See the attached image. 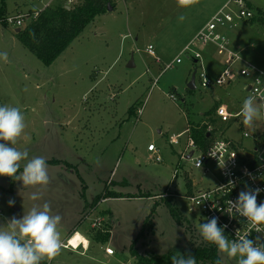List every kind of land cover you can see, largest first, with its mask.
<instances>
[{"label":"rangeland","instance_id":"obj_1","mask_svg":"<svg viewBox=\"0 0 264 264\" xmlns=\"http://www.w3.org/2000/svg\"><path fill=\"white\" fill-rule=\"evenodd\" d=\"M117 2L112 10L97 16L50 66L24 47L14 24L7 22L4 27L0 18V106L19 108L26 124L15 147L27 150L28 159L42 156L46 161H61L47 163L51 182L42 199L36 201L30 195L40 189L27 188L22 180L0 176V227L7 229L13 217L22 219L34 205L42 208L48 201L52 213L62 217L58 225L62 240L77 225L66 240L78 231L90 242L88 251L63 247L51 262L45 259L40 264H136L131 253L134 241V249L142 254L189 250L205 244L199 225L208 221L192 213L183 196L190 193L188 179L194 180L196 191L215 186L220 176L214 166L211 173L205 174L180 157L187 134L181 135L175 144L171 138L180 134L188 122L202 121L203 114L216 109L218 103L235 113L251 96L235 83L231 87L202 89L199 74L196 89L189 90L194 67L186 53L181 55L183 63H175L162 73L157 85L153 86V80L162 72L159 66L152 81L145 75V88L142 84L129 86L134 76L146 69L140 55L147 64H154L153 57L145 52L148 44L156 45L162 51H159L162 60L170 63L192 28L211 18L212 7L206 6L204 13L199 10L192 20L187 15L196 5L186 10L178 6L177 0ZM250 2L261 12V20L253 24L250 20L240 21L244 27L237 25L239 28L225 34L234 44L238 41L244 47L242 56L264 69V0ZM55 3V0H6L3 17L33 14ZM80 3L71 0L66 6L72 8ZM1 5L0 0V8ZM181 15L185 16L183 21L179 19ZM132 48L137 67L130 71L126 62ZM238 66L232 69L237 71ZM174 92L178 101L169 97ZM134 97H140L135 105L137 115L124 120ZM116 101L117 116L112 117L111 113H116L114 106L113 111H105L103 107L106 103L111 107ZM254 103L261 113L254 126H242V115L225 127L220 138L234 139L246 149L253 148L254 132L264 128L261 103L259 100ZM245 131L251 134L250 138L244 137ZM150 143L160 149L161 162L148 151ZM22 171L23 166L18 174ZM168 190L175 195L169 197L173 206L186 218L182 226L164 203L163 196ZM106 191L131 197L112 198L94 208L89 206ZM10 199L15 201L12 206L8 203ZM151 215L152 225H147ZM98 219L100 226H94ZM98 233H110V240L96 241ZM109 247L114 254L106 253ZM222 264H237V258H224Z\"/></svg>","mask_w":264,"mask_h":264},{"label":"built area","instance_id":"obj_2","mask_svg":"<svg viewBox=\"0 0 264 264\" xmlns=\"http://www.w3.org/2000/svg\"><path fill=\"white\" fill-rule=\"evenodd\" d=\"M42 11L40 10L33 14H18L15 17L9 16L6 21L21 29L27 20L36 19ZM256 15L257 10L253 8L250 0H229L197 32L193 41L185 48L183 54L186 53L190 59H196L198 64L201 63L202 55L194 47L199 45L215 44L220 48L219 51L226 55L227 67L216 78H210L203 70H198L199 85L202 89L226 85L240 76L250 77L252 80L247 90L255 100H259L264 106V71L248 62L246 67L239 71L233 70L234 64L243 62L244 59L238 52L229 49L228 38L225 34L226 30L237 25L238 22L250 20ZM147 52L156 62L160 63L162 61L156 54L153 45L147 47ZM181 55L173 62L166 64L165 69L173 67L175 63H181ZM170 98L174 101L178 100L175 93H171ZM216 113L223 122H228L233 117L240 116L242 111L233 115L225 106H220L217 108ZM248 136L249 134L245 135V137ZM148 150L156 155L155 159L157 162L162 161L160 152L155 144H150ZM191 151H193V154H191ZM182 158L191 161L195 168L201 169L205 174L211 173L212 166H214L220 176L215 186L196 190L183 196V199L188 202L192 213L200 214L208 222L213 218H217L218 227L224 228V234L230 241L237 240L240 236L255 240L257 235H262L256 233L248 221L244 217L239 216L238 213H235V210H233V214H229L228 202L229 200L236 202L239 198V193L241 191L247 192L249 188L253 191L257 188L264 189V148L257 155L248 156L247 152L234 141L227 138H217L206 150H200L195 140L190 137L187 150L182 154ZM199 160L200 166H197V161ZM246 171L251 173L255 180L251 179L246 174ZM175 172L174 177H176L178 171L176 170ZM172 195L175 196L172 193H166L163 197ZM257 202L258 204L264 203V191L258 195ZM93 225L100 226V220L98 219ZM77 233L79 232L72 234L67 239V242L70 243ZM63 245V247L68 246V243ZM77 247H75L76 250L80 247L85 248V243L79 240ZM105 251L107 254H114V250L110 247L106 248Z\"/></svg>","mask_w":264,"mask_h":264},{"label":"clouds","instance_id":"obj_3","mask_svg":"<svg viewBox=\"0 0 264 264\" xmlns=\"http://www.w3.org/2000/svg\"><path fill=\"white\" fill-rule=\"evenodd\" d=\"M181 8H191L200 3V0H177ZM181 21L185 16L179 17ZM253 96L243 102L242 115L246 128H252L260 118V109L254 103ZM26 124L24 116L17 107L0 106V176L11 178L14 181H23V185L33 191L30 199H42L43 191L50 184L47 161L42 156L28 159L27 150H19L17 145L22 138ZM248 133L246 132L245 135ZM11 145V146H9ZM26 161V163L22 162ZM23 166L22 173L20 172ZM200 166V160L197 161ZM253 180L255 177L246 171ZM247 187V185H246ZM264 189L241 191L236 202L229 200V214L238 213L244 217L257 235L255 240L240 236L237 240H229L224 234V228L218 227L217 218L208 223L199 225V232L204 241L214 244L220 254L215 264H222L224 258H237V264H264V203L257 202V197ZM9 206L14 205L13 199ZM62 217L53 214L51 204L43 203L42 208L33 206L22 219L13 217L7 229L0 227V264H40L47 259L51 262L61 252L63 241L58 230ZM187 258H180L177 252L172 257V264H196V258L187 253Z\"/></svg>","mask_w":264,"mask_h":264},{"label":"trees","instance_id":"obj_4","mask_svg":"<svg viewBox=\"0 0 264 264\" xmlns=\"http://www.w3.org/2000/svg\"><path fill=\"white\" fill-rule=\"evenodd\" d=\"M53 6L45 8L36 19L23 26L17 32L19 41L37 56L46 66L52 65L57 58L71 45V43L85 30V28L95 21L96 17L103 15L108 11V5L115 7V0H80L81 3L72 8H68L66 3L71 0H55ZM0 18L4 27H7L6 18L3 17L6 12V0H1ZM257 11V15L250 19V22L261 20L259 18L261 12ZM31 14V13H29ZM133 107L129 109V113L133 112ZM214 110H210L208 114L212 115ZM213 133L208 131V125L193 127L192 137L200 150H206L212 143ZM61 161L52 159L47 161L48 164H56ZM126 198L131 197L114 191H106L104 194L98 195L89 206L96 207L105 198ZM141 197H144L143 195ZM164 203L169 206L171 215L176 223L182 226L186 218L180 210L173 206L169 197L164 199ZM153 215V213H152ZM152 215L147 219L146 224L152 225ZM96 241L107 243L110 240V233L96 235ZM135 242L132 244V255L136 258V264H172V257L177 253H181L180 258H187V253H191L196 258V264H215L218 259L219 252L214 244H200L193 246L189 250L173 249L163 254L139 253L134 249Z\"/></svg>","mask_w":264,"mask_h":264},{"label":"crops","instance_id":"obj_5","mask_svg":"<svg viewBox=\"0 0 264 264\" xmlns=\"http://www.w3.org/2000/svg\"><path fill=\"white\" fill-rule=\"evenodd\" d=\"M118 0H116L115 1V4H116V6H117V2ZM229 0H214V2H211V0H204L203 2H201V6L199 5V4H197L196 5V7L197 8H194V10H193V12L192 13H190V12H188V18H191L192 20L193 19H195L196 17H197V13H198V11L199 10H201L202 12L201 13H204V10L206 9V6H209L210 5V7H212L211 8V13L209 14L210 15V17H212L226 2H228ZM112 9H113V7H112ZM189 9V8H188ZM187 10V9H186ZM106 14V13H105ZM210 20V19H209ZM209 20H207V21H201L200 23H198L197 24V26H194V28H192V31H191V34L186 38V39H184V41L182 42V44L180 45V50H179V53H177L175 56H174V58L171 60V62H173L177 57H179L181 54H183V51L185 50V48L187 47V46H189L190 45V43L193 41V39H194V37L196 36V34H197V32L204 26V25H206V23L209 21ZM237 25H239V27H244V24L242 25V23L241 22H238L237 23ZM237 25H234V26H232L231 28H229L228 30H231L232 29V31L233 30H236V28L238 27ZM242 25V26H241ZM235 27V28H234ZM238 27V28H239ZM16 30H18V28L16 29ZM227 31V30H226ZM225 31V32H226ZM241 31H242V29H241ZM18 32V31H17ZM231 32V31H230ZM226 36H227V38H228V47H229V49H231L232 51H234V52H238L241 56H242V51H244V47H240V45L239 44H237V42H235V44H234V42H232L231 41V39H230V37L228 36V34H226ZM239 43V42H238ZM149 45H153L154 46V50H155V52H156V54L161 58V59H163L162 58V56L160 55V52H162L161 50H157V46L156 45H154L153 43H150V44H148V46ZM147 46V47H148ZM147 47H146V49H145V52L147 53V54H149L148 52H147ZM231 47V48H230ZM240 47V48H239ZM194 49L196 50V51H198V52H200L201 53V55H202V60H201V63H199L198 64V62H197V60L196 59H191L192 60V63H193V67H194V71H196V79H197V75H198V70H203L206 74H207V76L208 77H210V78H216L218 75H220L221 73H222V71L227 67V63H226V55H224L223 53H221L220 51H219V47L217 46V45H215V44H208V45H205V46H203V45H199V46H197V47H194ZM137 52L139 51L138 49L136 50ZM138 53H141V52H138ZM135 51L133 50V48H132V52H131V57L129 58V60L126 62V67L128 68L127 70H130V71H132L133 69H135L136 67H137V61H136V58H135ZM150 55V54H149ZM151 56V55H150ZM140 57H141V60H143V62H144V64H145V71H143L142 73H140L139 75H135L134 76V78L130 81V83H129V86H132V85H136V84H142V86H144V88H145V86L147 85L146 84V81L145 82H143V80H144V78H145V75H148V76H150L149 78H150V81H152L153 80V78L155 77V69H156V67H158L159 66V68H161L162 69V72L160 71L159 72V75H158V77H156V78H154V80H153V86H155V85H157V83L159 82V78L161 77V75H162V73H164L166 70H168V69H165V65H166V63L162 60L160 63H158V62H156V60H154V58H153V63L154 64H147V62L145 61V59H143V56L142 55H140ZM152 57V56H151ZM243 57V59H244V61L243 62H237V63H235L234 64V66H237V65H239L238 66V68H237V71H239L240 69H242V68H244V67H246V64H247V62L248 63H251L253 66H255V67H258V66H256L253 62H251V61H249V59L247 58V57H245L244 55L242 56ZM169 58V57H168ZM171 58V57H170ZM224 58V59H223ZM170 62V63H171ZM200 62V61H199ZM169 63V62H168ZM167 63V64H168ZM181 63H183V60H182V62ZM181 63H179V64H181ZM226 66V67H225ZM259 68V67H258ZM235 69V68H234ZM259 69H261V68H259ZM263 71H264V69H262ZM193 71V72H194ZM193 74V73H192ZM192 78V77H191ZM251 78L250 77H243V76H240V77H238L235 81H232L231 83H228V84H226V85H223V86H215V87H224V86H228V85H230L229 87H231V86H233L232 84L233 83H235L236 85H239L240 87L242 86V88L243 89H245V91H248L247 90V87L249 86V83L251 82ZM189 84V83H188ZM195 85H196V80H195ZM197 87V86H196ZM189 88V87H188ZM196 89V88H195ZM208 89H211V90H213L214 89V87H212V88H208ZM189 90H194V89H190L189 88ZM109 93H111V92H109ZM175 93V92H174ZM176 94V93H175ZM177 95V97H178V94H176ZM169 97H170V95H169ZM112 98H114V97H112ZM140 98V97H139ZM139 98H135L134 97V99L133 100H131V101H133V102H130V106L128 107V110H127V112H126V114L128 115V117L127 118H125L124 117V120H126V119H128V120H130V118L132 117V116H135V115H137L136 113H137V109H136V107H135V105L138 103V100H140ZM178 100H179V98H178ZM177 100V101H178ZM174 101V100H173ZM183 102H186L184 99L182 100ZM117 103H115L114 105H112L111 107H110V104H105V106L103 107L104 109H105V111H108L109 109H110V111H113V109L115 108L116 109V113L115 112H112L111 113V116L112 117H116L117 116V106H118V104H119V102L118 101H116ZM218 103V102H217ZM261 103V102H260ZM219 104V106L218 107H220V106H222V104L221 103H218ZM113 106H114V108H113ZM131 107H133L134 109H133V112L132 113H129V109L131 108ZM217 107V108H218ZM226 107V106H225ZM261 107H262V115H263V117H264V106L261 104ZM217 108L216 109H214V113L212 114V115H210V114H208L209 113V111L210 110H212L213 108H211L207 113H205V114H203V119H202V121H200V122H188L187 123V126L184 128V130H182V132L180 133V134H178L179 135V137H177L178 135H174L172 138H171V140L173 141V144H175V143H177L178 142V140H180L181 139V137L183 136V134H187V138H186V141H184V143H183V145H182V149H181V153H180V157L182 156V154H184L185 152H186V150H187V146H188V139L190 138V137H192V129H193V127H196V126H201V125H205V124H207L208 125V131L209 132H212L213 133V136H212V139H213V141L215 140V139H217V138H220V136L222 135V136H224V131H225V127L226 126H228V127H230V123L232 122V120H237L239 117H241L242 116V114L240 115V116H238V117H233L230 121H228V122H223L222 120H221V118L217 115V113H216V111H217ZM227 109H228V107H226ZM242 110V109H241ZM241 110H238L237 112H235V113H233V112H230V110L228 109V111L231 113V114H233V115H235V114H237V113H239ZM110 114V113H109ZM139 120V118L137 117V121ZM244 125V123L242 122V126ZM210 129V130H209ZM245 133H246V131L243 133V135H244V137H245ZM248 133V132H247ZM249 134V133H248ZM182 135V136H181ZM251 137V134H249V136L248 137H245V138H250ZM193 138V137H192ZM229 138V137H228ZM194 139V138H193ZM230 140H232V141H234L235 143H237V144H239L241 147H242V144L240 143V142H238V141H236V140H234V139H230ZM212 141V142H213ZM254 146H253V148H251V149H246V148H244V147H242L243 148V150L245 151V152H247V154H248V156H254V155H257L263 148H264V128H263V130H260V131H256V132H254ZM150 144H152V143H150ZM149 144V145H150ZM159 150V152H160V149H158ZM149 151V150H148ZM190 151V150H189ZM151 152V151H150ZM192 152V151H191ZM153 153V152H152ZM154 154V153H153ZM190 156V155H189ZM161 162V161H160ZM177 169V168H176ZM178 176V175H177ZM175 178V177H174ZM187 186H188V188H189V190H190V193H192V192H194L195 190V184H194V180L193 179H191V181L188 179V181H187ZM197 190V189H196ZM166 193H170L169 192V190L166 192ZM165 193V194H166ZM169 197H173V195L172 196H169ZM154 198H155V200H157V196H154ZM108 199H112V197H109V198H105V199H103L102 201H104V200H108ZM119 199V198H118ZM75 226H77V225H75ZM73 227V228H71L68 232H67V234H66V237H65V239H63L62 241H63V244H65V242H67V240H66V238L70 235L69 233H71V231H75V230H77V227ZM79 229V228H78ZM78 232V231H77ZM80 233V232H79ZM84 236V235H83ZM85 237V236H84ZM86 238V237H85ZM87 239V238H86ZM66 240V241H65ZM88 240V239H87ZM89 247H90V242H89ZM65 248V247H64ZM82 248V247H81ZM70 249V248H69ZM82 249H84V251H88V249L87 250H85V248H82Z\"/></svg>","mask_w":264,"mask_h":264},{"label":"bare ground","instance_id":"obj_6","mask_svg":"<svg viewBox=\"0 0 264 264\" xmlns=\"http://www.w3.org/2000/svg\"><path fill=\"white\" fill-rule=\"evenodd\" d=\"M79 240H81L85 243V250H87L89 247V241L81 233H77V235L71 239L70 243L66 242V243H68V246H65V247L68 249L70 248L72 250H76L75 247H77Z\"/></svg>","mask_w":264,"mask_h":264},{"label":"water","instance_id":"obj_7","mask_svg":"<svg viewBox=\"0 0 264 264\" xmlns=\"http://www.w3.org/2000/svg\"><path fill=\"white\" fill-rule=\"evenodd\" d=\"M108 9L112 10V6L111 5H108ZM18 32L20 31V29L17 30ZM195 80H196V71L193 72L192 74V78L188 84V87L190 89H195L196 88V85H195ZM191 154H193V151L191 152Z\"/></svg>","mask_w":264,"mask_h":264}]
</instances>
